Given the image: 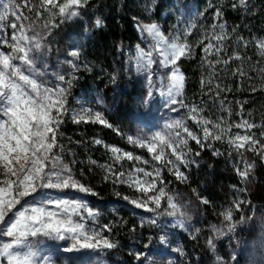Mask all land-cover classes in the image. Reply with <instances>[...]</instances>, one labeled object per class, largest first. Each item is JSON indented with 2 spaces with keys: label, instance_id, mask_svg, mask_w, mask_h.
<instances>
[{
  "label": "snow or ice",
  "instance_id": "snow-or-ice-1",
  "mask_svg": "<svg viewBox=\"0 0 264 264\" xmlns=\"http://www.w3.org/2000/svg\"><path fill=\"white\" fill-rule=\"evenodd\" d=\"M88 5L89 0H36L35 3L33 0H0V33L5 27L12 29L10 40L0 36V43L10 49L7 52L0 51V237L8 241L0 244V264H54L50 255H41L38 250L43 240L66 241L59 249L64 253L81 250L104 252L117 247V243L105 235L112 231L110 226H87L86 217L95 222L99 212L89 208L85 201L75 197L55 200L47 198V190L97 195L91 187L77 179L72 167L64 162L60 155L63 148L57 140L60 125L69 114L67 97L73 80L77 78L75 72L82 66L75 63L80 57L79 48L69 53L73 57V61H69L71 78L65 79V75L57 74L56 79L60 84L51 86L43 80L48 75L46 56L51 51L46 41L52 29L58 27L56 20L63 23L78 18L81 10ZM145 7L150 10L147 5ZM232 7L246 10L248 0H235ZM23 8L29 12L35 10V20L24 15ZM44 13H47V17L37 24L36 21L41 20ZM214 15L217 20L222 18L219 8ZM10 16L12 21H9ZM102 26L103 22L97 19L95 27ZM137 27L148 41L147 50L137 45L135 55V72L143 75L148 85L143 102L147 105L153 99V92H158L165 102L164 106L170 111L185 109L187 120L197 124L202 135L192 131L187 120L173 118L163 125L162 130L150 136L127 135V141L134 147L145 149L152 160L169 168L170 173L182 183L188 181V176L181 171V167L187 169L197 163L191 156L189 140L195 141L201 148L214 141H224L240 155L241 160L234 164V170L242 181H247L253 165L243 160V152L252 151L264 158V144L254 135L232 132V129H244L247 133L256 125L243 118L235 124L223 117L213 121L201 115L202 107L189 106L181 99L186 77L180 71L179 61L193 56L194 45L188 42L187 37L195 25L177 28L169 36L156 23H140ZM227 38L225 24L213 23L198 41L199 44L208 41L203 47L205 58L202 62H207L212 69L209 77L215 74V64L229 62L218 58L213 63L207 59L213 49L217 54L223 50V42ZM256 47L261 57H264V40L259 41ZM233 58L242 59L239 55ZM83 67L87 68V65ZM260 71L264 73V68ZM237 72L245 75L242 69H237ZM154 76L157 77L156 81L153 80ZM211 82V78H208L202 80L201 84L210 85ZM216 87L219 88V85ZM97 102L103 103L102 100ZM175 105H179V108ZM71 119L77 124H100L123 135L109 123L103 111L88 107L86 103L81 105L79 111L72 113ZM94 143L103 145L111 153L112 163L99 165L105 169V179L111 180L113 184H126L141 194L136 198L123 196V200L136 209L153 214L148 220L151 225H158L161 217L168 216L174 218L176 226L185 227L183 206L166 191L161 167L154 165L152 171H146L134 165L127 172L117 171L113 165L123 160H135L137 164H148L149 161L134 156L132 152L104 145L101 139L94 140ZM195 155L199 156L200 153L196 152ZM91 163L95 164L96 161ZM241 163L243 168L240 167ZM28 198H31V203ZM201 203L208 204L209 201L201 199ZM243 203L245 201L237 199L232 201L231 206L222 208L220 215L225 222L224 226H213L210 229L213 235L206 241L211 252L216 250V239L235 230L233 212L239 210ZM261 223L264 224V220ZM159 241L167 245V234L160 235ZM174 250L184 255L181 247ZM133 256L143 261L148 253L140 251L133 253ZM216 260L218 264H223L220 257H216Z\"/></svg>",
  "mask_w": 264,
  "mask_h": 264
},
{
  "label": "trees",
  "instance_id": "trees-1",
  "mask_svg": "<svg viewBox=\"0 0 264 264\" xmlns=\"http://www.w3.org/2000/svg\"><path fill=\"white\" fill-rule=\"evenodd\" d=\"M168 1L170 0H89L88 7L81 10L80 17L63 23L57 19L58 27L52 29V34L46 41L51 49L46 56L49 66L58 62L59 55L67 53L72 35L82 39L79 57L82 66L75 73L77 78L73 80L69 95L77 94L93 81L104 93L106 102L112 109V114L108 115L110 121L118 127L131 125L135 100L133 94L143 91L139 78L127 79L123 75L128 50L140 42L135 24L157 20ZM178 1L186 6H195L200 13V17L193 23L195 27L191 29V35L187 37L188 42L194 45L193 56L179 61L180 71L186 77L183 94L185 100L202 107L201 115L213 121L223 117L233 124L239 123L241 118L253 122L256 126L247 133L244 129L236 128L232 132L254 135L264 144V73L260 71L264 68V57H261L256 47L257 40L264 39V0H248L246 10L240 7L234 9L232 4L235 0ZM217 8L222 12L228 38L223 42V50L218 54L212 52L207 59L213 63L218 58L229 62L215 64V74L209 77L212 69L207 62H202L205 58L203 47L208 41L205 40L204 44H199L198 41L204 30L212 24ZM30 17L35 19V10ZM97 19L103 22L101 28L95 27ZM236 55L242 59L233 58ZM83 65H87V68ZM237 69H242L245 75H240ZM208 78H211V84L205 83L202 86L201 81ZM92 138L123 145L122 139L113 129L100 124L73 123L68 115L64 117L57 136L64 156L70 158L68 163L76 178L97 193L95 196L88 194V198L93 203L106 204L115 201L117 193H127L128 190L125 186L105 179L99 167L101 156L98 146L93 144ZM192 147L200 155L196 164L185 169L188 181L182 183L164 171L165 185L176 202L189 211L200 229L195 238H181L190 257L196 256L198 262L206 264H218L216 257H220L223 264H226L218 242L215 243V252H211L206 246L210 236L206 228L212 223L224 226L221 210L231 206L230 199L234 189L242 187V201L245 203L233 212L236 226L229 233L231 243L238 244L241 237H248L260 228L264 229V224L261 223L264 220V158L255 152L244 150L243 160L253 167L248 180L242 181L234 170V162L241 160V157L228 143L214 141L201 148L192 142ZM201 199H207L209 203L203 204ZM116 212L119 217L115 215L116 217L110 216L111 220L106 219L116 233V240L123 243L129 235V229L137 222L123 208ZM108 251L110 256L123 263L140 262L130 261L127 254L119 248ZM237 260H234V264L239 263Z\"/></svg>",
  "mask_w": 264,
  "mask_h": 264
},
{
  "label": "rangeland",
  "instance_id": "rangeland-1",
  "mask_svg": "<svg viewBox=\"0 0 264 264\" xmlns=\"http://www.w3.org/2000/svg\"><path fill=\"white\" fill-rule=\"evenodd\" d=\"M33 2L35 3L36 0H33ZM22 11L23 14L26 16H30V14H32V12H29L27 8H23ZM46 14L47 13L43 14L41 20L36 21L37 24H40L45 19ZM199 17L200 13L197 11L195 6H186L180 3L178 0H170L167 2L166 7L161 11L157 20L149 22H136L135 25L140 36V42L137 45L147 50L148 41L143 35H141V32L137 27V25L140 23H156L157 25H159L164 34L166 36H169L175 33L177 28L183 29L184 27L193 24L194 21L197 20ZM12 20L13 18L10 16L9 21ZM213 23L225 24L222 18L219 20L215 19V15H213L212 24ZM210 26L204 30V33L210 30ZM11 34L12 29L5 27L4 31L0 33V36H6L10 40ZM261 40L264 39H258L257 43ZM81 44L82 39L75 34L72 35V38L69 42V46L67 48V53L65 55H59L57 63L52 64L51 66L48 65V75L43 77V80L47 81L49 86L60 84V81L56 79L57 74L65 75V79L71 78L70 73L72 72V69L70 68L69 61H73V57H71L69 53L74 48H79L80 50ZM137 45L128 50L123 73V75L127 79L139 78L140 85H142L143 88V91L141 93L136 92L133 94L135 100L133 102L134 112L131 115V125L129 124L126 127H118L116 124L110 121L108 115L112 114V109L106 102L104 93L95 86L93 81H90L88 86L84 89H81L77 94L71 96L68 95V116L71 118L72 113L75 111H79L81 105L85 103L88 107H91L95 110L103 111L109 123H111L114 128L119 129V131L123 133V135H119L122 139L123 145H118L107 140L101 139L103 141V144L115 146L125 152H132L134 156H140L143 160L149 161L148 164H137L135 160H123L121 163L114 164L113 167L117 171L123 170L127 172L131 170L135 165L138 167H143L146 171H152L153 166L155 165L163 169L162 177L164 180V171L172 175L169 171V168L164 167L161 162L152 160L151 155L145 149L134 147L127 141L125 137L127 135L150 136L152 133L162 130L163 125L173 118H183L187 120V114L186 110L182 108L177 112L170 111L169 108L164 106L165 102L163 98L160 97L158 92H153V99L147 105H145L143 101L148 92V85L145 80V77L143 75H138L135 72V55L137 52ZM0 51L7 52L10 51V49H8L7 45L0 43ZM214 51L215 50L213 49L212 52ZM75 63L82 65L80 59L75 60ZM153 80L156 81L157 77L154 76ZM157 87H159L158 83ZM181 99L185 104H188L189 106L196 105L194 103L186 101L184 96L181 97ZM98 100H102L103 103H98ZM174 107L179 108V105H175ZM187 123L192 131H194L198 135H202L200 127L197 124H195L192 120H187ZM96 139L100 138H92L93 144H95L94 140ZM192 142L196 143L195 141L189 140V147L192 149L191 156L197 161L198 156L195 155L197 151L193 149ZM95 145L98 146L97 150L99 152V156H101L99 165L112 163V161L110 160L111 153L108 152L103 145ZM168 151L170 152V150ZM60 155L62 156L64 162L66 164H69L68 162L70 158L64 156L63 151L60 153ZM238 161L240 160L238 159L234 163ZM243 166L244 165L241 163L240 167L243 168ZM100 168L102 169L104 175H106L105 169L102 167ZM181 171L185 172V168L181 167ZM119 185L125 186L128 190L126 191L127 193L117 195L115 201H111L106 204H97L91 202V200L88 198V194L85 193H63L58 192L57 190H47V198L55 200L60 198L72 199L75 197L85 201L89 208L99 212V216L95 220V222L90 219H87L86 217V223L89 228H102L103 226L108 225V219L106 218H109V220H111L110 216L119 217L116 212L117 209L123 208L124 210H127L129 212V215L137 222V224L135 226L133 225L129 229V235L126 237L125 241L123 243H119L118 240H116V233H114L113 231L106 232L105 235H107L110 239L117 243L116 248H119L120 250L125 252L129 257L130 261L135 262L136 260L133 256V253L143 251L145 253H148V256L143 261H140L138 264H206L204 262H198L196 260V256L190 257L189 252L185 250L184 245L182 243V236H186V238L190 239L200 233V229H198L197 225L191 218V215L187 209L183 208L186 214L184 217V228L176 226L174 218L168 216L161 217L158 221V225H151L148 223V220L153 214L144 212L141 209H136L133 205L129 204L128 201L122 199L123 196L136 198L141 194L129 188L126 184ZM166 191L172 195V193L169 192L167 188ZM243 194L244 190L242 189V187H236L234 189V194L230 199L231 202L237 199L242 200ZM28 199L31 203V198ZM17 207L20 206L18 205ZM142 223L143 226H141ZM213 226L218 228L223 227L221 223H212L211 225H209V227H207L206 229L209 230L210 236L213 235V233L210 231ZM132 229H135V231H133ZM165 233L168 237V244L162 245L159 241V237L160 235H163ZM5 242H8L7 238L0 237V244H3ZM214 242L219 243L220 250L225 256L226 264H234L235 259H238V264H264L263 228H260L258 231L250 234L248 237H241V241L235 245L231 243V237L229 233L220 236ZM65 243L66 241L43 240V243L38 246V250L41 255H50L54 264H126L115 259L113 256H110L108 254V250L104 252L81 250L78 252L74 251L72 253H64L62 251H59V249L62 248ZM145 245H147V247H145ZM177 247H181L183 249L184 255H180L174 250ZM233 257L235 258L233 259Z\"/></svg>",
  "mask_w": 264,
  "mask_h": 264
}]
</instances>
